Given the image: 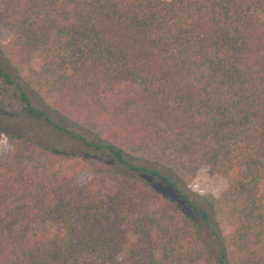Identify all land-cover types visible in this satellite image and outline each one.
I'll list each match as a JSON object with an SVG mask.
<instances>
[{
	"label": "trees",
	"instance_id": "1",
	"mask_svg": "<svg viewBox=\"0 0 264 264\" xmlns=\"http://www.w3.org/2000/svg\"><path fill=\"white\" fill-rule=\"evenodd\" d=\"M0 2V264H264V0Z\"/></svg>",
	"mask_w": 264,
	"mask_h": 264
},
{
	"label": "rangeland",
	"instance_id": "2",
	"mask_svg": "<svg viewBox=\"0 0 264 264\" xmlns=\"http://www.w3.org/2000/svg\"><path fill=\"white\" fill-rule=\"evenodd\" d=\"M14 34L15 30L12 25L0 15V62L16 81L24 85V77L26 76V72L23 69L18 68L17 64H15V61H13L14 63L11 62L10 56L6 51V46L11 42ZM4 49L5 53H3ZM32 98L34 100L35 106L43 109V107L38 104L37 100H35L33 95ZM38 115L39 114H32V117H38ZM10 148L11 147L8 143V139L6 135L3 134L0 137V157L5 158L10 151ZM89 179L90 175L88 173H84L77 179V182L83 186ZM188 188L191 192L197 193L199 195L219 197L226 190L227 181L224 177L218 174H211L208 168L204 167L197 172L195 178L189 183Z\"/></svg>",
	"mask_w": 264,
	"mask_h": 264
}]
</instances>
